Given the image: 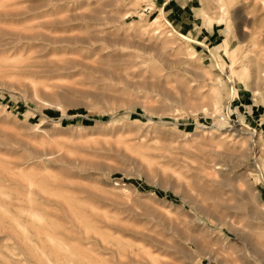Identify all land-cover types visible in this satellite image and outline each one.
Wrapping results in <instances>:
<instances>
[{"label": "rangeland", "instance_id": "1", "mask_svg": "<svg viewBox=\"0 0 264 264\" xmlns=\"http://www.w3.org/2000/svg\"><path fill=\"white\" fill-rule=\"evenodd\" d=\"M0 264H264V0H0Z\"/></svg>", "mask_w": 264, "mask_h": 264}, {"label": "bare ground", "instance_id": "2", "mask_svg": "<svg viewBox=\"0 0 264 264\" xmlns=\"http://www.w3.org/2000/svg\"><path fill=\"white\" fill-rule=\"evenodd\" d=\"M253 67H254V69L252 72H250V75L252 73V79H253L254 83L256 84V81H258L257 79L259 77V72L256 73V62L254 63Z\"/></svg>", "mask_w": 264, "mask_h": 264}]
</instances>
